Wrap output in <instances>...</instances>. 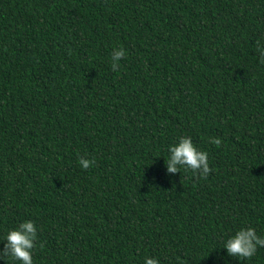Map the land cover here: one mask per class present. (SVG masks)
<instances>
[{
  "label": "trees",
  "instance_id": "obj_1",
  "mask_svg": "<svg viewBox=\"0 0 264 264\" xmlns=\"http://www.w3.org/2000/svg\"><path fill=\"white\" fill-rule=\"evenodd\" d=\"M257 41L264 0H0V239L31 220L33 264H244L221 247L264 238ZM180 136L207 176L167 173Z\"/></svg>",
  "mask_w": 264,
  "mask_h": 264
},
{
  "label": "clouds",
  "instance_id": "obj_2",
  "mask_svg": "<svg viewBox=\"0 0 264 264\" xmlns=\"http://www.w3.org/2000/svg\"><path fill=\"white\" fill-rule=\"evenodd\" d=\"M256 51L264 58V43L257 41ZM125 56V49L115 48L111 53L112 69L117 70L119 61ZM264 60V59H261ZM209 143L219 146V137H209ZM168 156L165 161L166 171L170 174L181 169L205 177L210 172L208 153L198 149L190 136H180L177 141L168 146ZM95 161L81 158L78 163L83 169L90 167ZM37 228L33 221L24 220L15 228L8 229L0 243V256H7L10 261L19 264H33L32 250L35 247ZM229 257H235L239 262L247 264L257 253L258 248H264V238H259L250 228H239L227 239L222 241V247ZM143 264H161L156 257H144Z\"/></svg>",
  "mask_w": 264,
  "mask_h": 264
}]
</instances>
